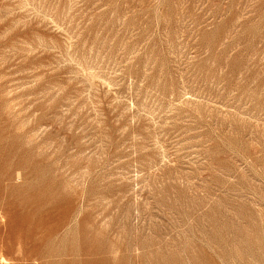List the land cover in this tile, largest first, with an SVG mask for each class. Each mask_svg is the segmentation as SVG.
Masks as SVG:
<instances>
[{"label": "rangeland", "instance_id": "obj_1", "mask_svg": "<svg viewBox=\"0 0 264 264\" xmlns=\"http://www.w3.org/2000/svg\"><path fill=\"white\" fill-rule=\"evenodd\" d=\"M0 264H264V0H0Z\"/></svg>", "mask_w": 264, "mask_h": 264}]
</instances>
